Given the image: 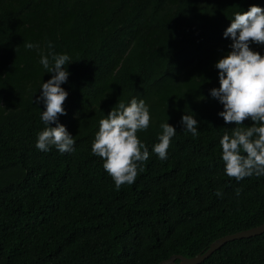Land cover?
<instances>
[{"label":"trees","instance_id":"1","mask_svg":"<svg viewBox=\"0 0 264 264\" xmlns=\"http://www.w3.org/2000/svg\"><path fill=\"white\" fill-rule=\"evenodd\" d=\"M252 5L264 0H0V264H156L264 221V175L226 174L220 140L236 125L210 95L231 51L224 32ZM49 42L71 58L57 123L72 152L36 147ZM133 97L149 107V128L137 133L149 158L117 189L92 144L99 121ZM185 114L198 135L184 130ZM164 122L176 135L161 160L153 147ZM198 264H264V232Z\"/></svg>","mask_w":264,"mask_h":264},{"label":"clouds","instance_id":"2","mask_svg":"<svg viewBox=\"0 0 264 264\" xmlns=\"http://www.w3.org/2000/svg\"><path fill=\"white\" fill-rule=\"evenodd\" d=\"M224 37L231 38V51L215 65L219 70V88L211 89L210 95L223 105V111L218 115L226 124L236 125L230 134L225 132L220 145L226 174L240 181L253 175H264V55L249 46L251 43L264 45V8L252 5L247 11L236 12ZM25 47L38 46L26 43ZM47 47L49 51L41 54L40 63L53 75L43 82L42 93L35 101L45 106L41 119L46 125L38 133L36 147L45 152L53 146L61 153L72 152L73 136L64 125L57 123L58 116L66 114L63 104L68 93L61 85L68 80L66 65L71 58L56 53L51 42ZM245 120H251V126H243ZM150 122L148 105L135 97L128 105L118 101L106 118L99 121L92 153L103 160V168L117 189L134 183L138 171H143L142 164L148 160L149 151L137 133L147 131ZM181 123L184 130L198 135V122L194 116L183 115ZM52 124L56 126L52 127ZM160 127L162 133L158 135L159 142L153 151L161 160H166L176 129L168 122L161 123ZM216 194L221 195L219 191ZM236 194H240L239 189Z\"/></svg>","mask_w":264,"mask_h":264},{"label":"water","instance_id":"3","mask_svg":"<svg viewBox=\"0 0 264 264\" xmlns=\"http://www.w3.org/2000/svg\"><path fill=\"white\" fill-rule=\"evenodd\" d=\"M264 232V221L256 226L250 227L248 229L236 231L230 234H225L220 236L213 241H211L207 248L194 256L184 257L180 254H173L170 257L160 260L156 264H198L203 259L208 257L215 249H217L223 243L233 240L236 238L249 237L256 234ZM177 260V261H176Z\"/></svg>","mask_w":264,"mask_h":264}]
</instances>
